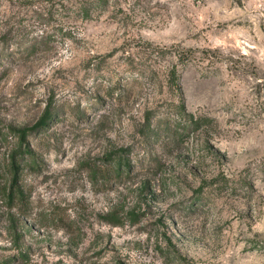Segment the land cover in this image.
Here are the masks:
<instances>
[{
	"label": "rangeland",
	"instance_id": "374dc122",
	"mask_svg": "<svg viewBox=\"0 0 264 264\" xmlns=\"http://www.w3.org/2000/svg\"><path fill=\"white\" fill-rule=\"evenodd\" d=\"M0 264H264V0H0Z\"/></svg>",
	"mask_w": 264,
	"mask_h": 264
},
{
	"label": "trees",
	"instance_id": "16d2710c",
	"mask_svg": "<svg viewBox=\"0 0 264 264\" xmlns=\"http://www.w3.org/2000/svg\"><path fill=\"white\" fill-rule=\"evenodd\" d=\"M44 122V119L41 120V123ZM23 191L19 187H15L14 191H10L9 197L10 200H21L23 198Z\"/></svg>",
	"mask_w": 264,
	"mask_h": 264
}]
</instances>
